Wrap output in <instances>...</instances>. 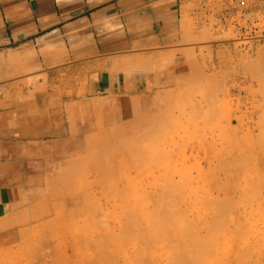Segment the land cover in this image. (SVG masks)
<instances>
[{
    "label": "rangeland",
    "instance_id": "obj_1",
    "mask_svg": "<svg viewBox=\"0 0 264 264\" xmlns=\"http://www.w3.org/2000/svg\"><path fill=\"white\" fill-rule=\"evenodd\" d=\"M236 1L185 0L178 40L127 66L132 94L61 96L8 60L0 95L67 128L0 160V264H264V0Z\"/></svg>",
    "mask_w": 264,
    "mask_h": 264
},
{
    "label": "crops",
    "instance_id": "obj_2",
    "mask_svg": "<svg viewBox=\"0 0 264 264\" xmlns=\"http://www.w3.org/2000/svg\"><path fill=\"white\" fill-rule=\"evenodd\" d=\"M184 1L0 0V69L16 58L22 74L18 80L30 71L31 77L58 85L64 91L61 96L90 99L132 94L147 81L127 66L135 67L142 54L156 55L159 48L178 40ZM81 88L84 91L79 93ZM25 96L24 89L16 96L0 95V132L10 136L0 140V146L6 147L0 160H21L25 134L30 141L40 142L56 139L67 128L63 108L46 107L44 100L26 104ZM78 109L81 118L84 113L87 118V112ZM19 171V166L7 163L2 177L14 178ZM11 191L7 184L0 185V204L10 201Z\"/></svg>",
    "mask_w": 264,
    "mask_h": 264
},
{
    "label": "bare ground",
    "instance_id": "obj_3",
    "mask_svg": "<svg viewBox=\"0 0 264 264\" xmlns=\"http://www.w3.org/2000/svg\"><path fill=\"white\" fill-rule=\"evenodd\" d=\"M147 109V108H146ZM147 111V110H146ZM149 111V110H148ZM147 111V112H148ZM157 111V110H156ZM152 112V110L149 112V113H151ZM158 113V112H157ZM147 115L146 116H148V115H150V114H148V113H146ZM155 114V113H154ZM145 116V117H146ZM151 117L150 118H148V121L146 122V123H143V121H144V119L145 118H143L142 119V121H140L141 122V124L139 125L140 126V128L139 129H137V130H142V132H143V129H145V130H147L148 128H150V127H153V125H154V119L152 118L153 117V115H152V113H151V115H150ZM155 117V116H154ZM158 117V116H157ZM152 118V119H151ZM139 122V121H138ZM144 130V131H145ZM139 133H141V132H139ZM101 136V135H100ZM44 164V163H43Z\"/></svg>",
    "mask_w": 264,
    "mask_h": 264
},
{
    "label": "built area",
    "instance_id": "obj_4",
    "mask_svg": "<svg viewBox=\"0 0 264 264\" xmlns=\"http://www.w3.org/2000/svg\"><path fill=\"white\" fill-rule=\"evenodd\" d=\"M237 6L244 7L246 5V0H237Z\"/></svg>",
    "mask_w": 264,
    "mask_h": 264
}]
</instances>
